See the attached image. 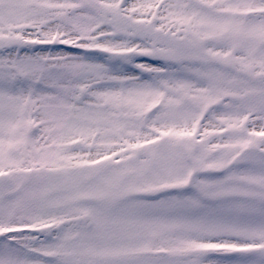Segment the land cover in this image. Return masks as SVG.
Wrapping results in <instances>:
<instances>
[{
	"label": "snow or ice",
	"instance_id": "obj_1",
	"mask_svg": "<svg viewBox=\"0 0 264 264\" xmlns=\"http://www.w3.org/2000/svg\"><path fill=\"white\" fill-rule=\"evenodd\" d=\"M0 264H264V0H0Z\"/></svg>",
	"mask_w": 264,
	"mask_h": 264
}]
</instances>
